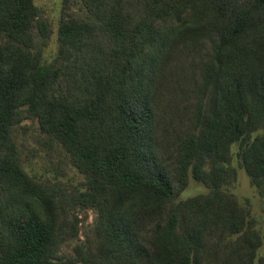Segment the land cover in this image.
Listing matches in <instances>:
<instances>
[{
    "label": "trees",
    "instance_id": "trees-1",
    "mask_svg": "<svg viewBox=\"0 0 264 264\" xmlns=\"http://www.w3.org/2000/svg\"><path fill=\"white\" fill-rule=\"evenodd\" d=\"M81 2L88 18L62 12L48 63L36 0H0V264H207L211 232L246 231L224 190L237 141L264 187V0ZM26 119L86 190L26 171L14 139ZM191 176L209 192L179 202ZM76 206L98 219L65 260ZM247 236L224 264H255L261 241Z\"/></svg>",
    "mask_w": 264,
    "mask_h": 264
},
{
    "label": "rangeland",
    "instance_id": "rangeland-1",
    "mask_svg": "<svg viewBox=\"0 0 264 264\" xmlns=\"http://www.w3.org/2000/svg\"><path fill=\"white\" fill-rule=\"evenodd\" d=\"M36 3L41 14L51 23V38L48 46L44 47L45 60L49 63L56 58L57 30L62 12H65L67 16L74 15L85 19L88 18V13L81 0H36ZM34 32L39 39L37 29H34ZM39 134L40 126L37 119H26L14 131V139L19 147L26 171L39 181L50 180L65 183L70 194L86 190L87 176L74 163L72 155L62 145H58L53 150L44 148L38 142ZM238 150L239 142L237 141L232 148V160L228 165L230 177L224 190L241 209L246 231L233 233L230 229L221 238L218 235L219 232H211L207 264H224L225 261L231 260L236 248L241 244L243 245L241 248H248L250 242H245L248 238L247 233L258 235L261 241L256 251L255 264H259L264 258V187L253 183L242 164ZM208 192L206 185L191 176L189 185L178 200L184 203L206 195ZM186 211L196 214L194 219H199V212L196 208ZM69 213L68 218L77 225L78 235L62 244L60 254L65 260L75 256L74 245L85 242L87 236L92 235L98 219L95 209L83 206L70 207Z\"/></svg>",
    "mask_w": 264,
    "mask_h": 264
}]
</instances>
